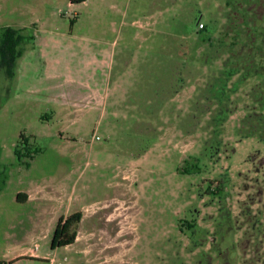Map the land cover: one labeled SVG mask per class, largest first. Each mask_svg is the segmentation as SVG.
Wrapping results in <instances>:
<instances>
[{
  "label": "rangeland",
  "instance_id": "374dc122",
  "mask_svg": "<svg viewBox=\"0 0 264 264\" xmlns=\"http://www.w3.org/2000/svg\"><path fill=\"white\" fill-rule=\"evenodd\" d=\"M244 9L0 0V27L34 36L14 77L0 50L1 264H264V23L246 78Z\"/></svg>",
  "mask_w": 264,
  "mask_h": 264
},
{
  "label": "trees",
  "instance_id": "16d2710c",
  "mask_svg": "<svg viewBox=\"0 0 264 264\" xmlns=\"http://www.w3.org/2000/svg\"><path fill=\"white\" fill-rule=\"evenodd\" d=\"M73 2H82L84 0H72ZM33 35H27L24 33V28H17L10 25L0 27V50L2 53V59L6 65L8 75L10 77L15 76V70L17 66L18 58L22 56L24 49L21 47V44L25 40H33ZM22 141L15 147V154L18 159L22 157V151L20 146L24 145L25 148L33 155L30 147L28 138L22 133ZM26 192H19L17 201L26 202L27 196L25 199L21 200V194ZM27 195V194H26ZM83 213L77 211L69 216L60 217L57 225L55 227L51 247L52 249L60 248L73 244L77 237V224L80 222ZM1 264V262H0Z\"/></svg>",
  "mask_w": 264,
  "mask_h": 264
},
{
  "label": "flooded vegetation",
  "instance_id": "af4514ba",
  "mask_svg": "<svg viewBox=\"0 0 264 264\" xmlns=\"http://www.w3.org/2000/svg\"><path fill=\"white\" fill-rule=\"evenodd\" d=\"M239 1L241 2V0H239ZM237 3H238V1L236 2V4ZM242 4L245 6L244 15H243L242 21H240V23H238V24L241 27L244 26L245 29H243V27H242V30H244V33L241 32V31H238V32L236 31V35L241 34V37H249L250 36V38L247 39L246 45L245 46L241 45L240 48L238 47L239 48L238 50H240V52H242V50L244 49V64L246 65V67L244 68V70H246L245 71V74H246L245 76H246V78H249V77L251 78L253 76V73H254V71H252L253 65L256 62V59L253 58L254 48L252 46L253 45V42H252L253 40H252L251 32H252V30L255 27V24H254L255 22L254 21H256V19L259 20L261 18L260 22H262V24L264 23V20H263V18H264V0H242ZM238 24H237V26H238ZM256 34L263 35V37H262V44H263L262 45V49L258 48V53H259V56L261 57V60H264V34L261 33L260 30H257ZM223 38L225 39V38H228V37H223ZM220 44L225 45L224 42H221ZM231 44H233V43H231ZM228 45L229 44H227L226 46H228ZM177 61H179V59ZM172 69L173 68H171V70ZM256 71H257V75L260 74V72H264V71H260L259 68H257ZM235 73H240V72L238 71V72H235ZM243 74H244V71H243ZM263 85H264L263 81L257 82V84L255 86L256 89L255 88L253 89L254 92L257 91L256 92V96H257V93L260 90H262V86ZM228 88H229V86H228ZM259 96H258V100H256V103H255V104H257L256 105L257 107L260 106V103H259L260 102V98H259ZM219 109L220 110L218 111L219 115L217 117V119H218L217 123H219L222 120H225V118L227 117L226 113L223 111V109L221 107ZM261 114L264 115V112L261 111ZM263 126L264 125H262V127ZM217 149H219V147Z\"/></svg>",
  "mask_w": 264,
  "mask_h": 264
},
{
  "label": "crops",
  "instance_id": "0c3cea01",
  "mask_svg": "<svg viewBox=\"0 0 264 264\" xmlns=\"http://www.w3.org/2000/svg\"><path fill=\"white\" fill-rule=\"evenodd\" d=\"M21 191H22V190L18 191V193L21 192ZM22 192H24V191H22ZM18 193H17V197H18ZM26 194H27V193H25V194L22 193V194L20 195V196H21V200L26 198V196H27ZM17 197H16V199H17ZM27 197H28V196H27ZM28 198H29V197H28ZM28 198H27L26 202L28 201Z\"/></svg>",
  "mask_w": 264,
  "mask_h": 264
},
{
  "label": "built area",
  "instance_id": "2783aa9c",
  "mask_svg": "<svg viewBox=\"0 0 264 264\" xmlns=\"http://www.w3.org/2000/svg\"><path fill=\"white\" fill-rule=\"evenodd\" d=\"M199 27H200V28H204V23H203V22H200V23H199ZM97 138H99V136H98Z\"/></svg>",
  "mask_w": 264,
  "mask_h": 264
},
{
  "label": "water",
  "instance_id": "95a60500",
  "mask_svg": "<svg viewBox=\"0 0 264 264\" xmlns=\"http://www.w3.org/2000/svg\"><path fill=\"white\" fill-rule=\"evenodd\" d=\"M199 23H200V19H198V25H199Z\"/></svg>",
  "mask_w": 264,
  "mask_h": 264
}]
</instances>
